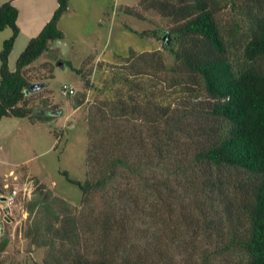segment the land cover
I'll return each mask as SVG.
<instances>
[{
	"label": "trees",
	"instance_id": "16d2710c",
	"mask_svg": "<svg viewBox=\"0 0 264 264\" xmlns=\"http://www.w3.org/2000/svg\"><path fill=\"white\" fill-rule=\"evenodd\" d=\"M236 1L140 0L144 9L173 19L174 24L163 31L167 33L163 50L172 62L164 55L153 58V53H141L136 63L131 64L132 70L128 64L133 60L128 57L121 67L112 70L111 77L104 74L92 81L87 79L85 89L80 91L82 96L76 101L82 102L86 90L102 99L98 107L92 103L88 108L87 134L92 145L86 155L90 165L101 162L102 169L94 181L83 182L72 180L66 171L62 172L69 182L80 188L84 202L89 195L107 191L119 172L129 171L139 176L140 172L165 163L162 168L173 172L174 183L180 187V199L188 201L195 209L194 221L188 222L203 226L202 232L215 238L211 247L201 254L199 264H211L221 256L225 264H264V13L256 11L246 21L245 14L253 9L247 1ZM56 2L50 19L20 52L14 70L9 69L8 57L19 33L18 9L9 1L0 5V31L11 30L0 50V119L4 116L47 119L42 111L32 113L33 109L26 106V96L35 89L24 69L37 60L51 42L63 38L57 22L67 10L69 0ZM253 2L263 9L260 0ZM227 5L239 6L241 10L236 11L233 18L236 31L246 34L240 59L232 57L231 47L216 17V12ZM168 39L172 42L167 43ZM145 74L149 79L144 78ZM157 74L168 86L169 83L171 86L179 84L178 89L194 94L188 115L204 118L196 135L186 142L178 140L174 146L169 141L162 142L156 134L152 137L158 116L165 120L172 117L173 124L178 122L175 110L153 101L156 88H160L152 81ZM141 76L142 83L136 78ZM143 79H147L144 85ZM119 84L114 98L110 91ZM124 87H128L123 92L125 95L121 92ZM137 95L146 98V104L140 103ZM132 115L137 117V123H133L130 131L124 120ZM144 128L151 134H146ZM177 146L184 151L173 154ZM185 151L190 154L189 159ZM140 183L146 185L143 179ZM25 209L34 215L32 240L53 249L58 239L63 246L59 259L51 263L46 254L47 264H146L142 257H125L129 254L122 261L115 259L114 255L122 249L120 243L109 253L111 247L105 244V235L114 231L117 224L116 216L111 217L114 213L111 207L105 212L99 211L105 214H99L98 219L93 218L94 225L97 227L98 221L102 229L104 248L98 252L95 248H82L83 221L72 213L66 201L53 196L45 185L37 182ZM197 228H193V232ZM202 232L196 231L194 236H202ZM6 244L7 239L1 235L0 247ZM231 254L239 256L235 262L229 261Z\"/></svg>",
	"mask_w": 264,
	"mask_h": 264
},
{
	"label": "rangeland",
	"instance_id": "374dc122",
	"mask_svg": "<svg viewBox=\"0 0 264 264\" xmlns=\"http://www.w3.org/2000/svg\"><path fill=\"white\" fill-rule=\"evenodd\" d=\"M243 1L253 9L245 14L246 21L256 11L264 13V0H260L263 9L255 6L254 0L236 2ZM236 11H241L239 6L230 8L227 5L216 12V17L231 47L232 57L240 59L246 34L237 32L233 26ZM173 24V19L144 9L140 0H69L67 10L57 22L63 38L51 42L48 49L24 69L25 76L37 86L34 93L26 96V106L33 109L32 113L42 111L47 119L14 116L0 119V196L17 190L13 203L0 200V221L4 222L0 239L1 235L7 239L6 246L0 247V264H47L46 254L49 263L60 257L63 246L58 239L53 249L31 239L34 215L26 211L25 203L33 197L37 182L45 185L53 196L66 201L72 213L83 221L82 248H95L97 252L104 248L102 229L98 221L97 227L94 225L93 218L98 219L99 214H105L99 211L105 212L111 207L114 212L111 217L116 216L117 224L114 231L105 235V244L111 247L108 248L110 253L120 243L122 249L114 255L115 259L122 261L129 254L125 257H142L146 264H199L201 254L211 247L215 238L202 232L203 226L197 222L194 223L198 228L190 225L188 221H194L195 209L191 203L180 199V187L174 183L173 172H165L162 168L165 163H158L157 167L140 172L139 176L129 171L119 172L107 191L89 195L84 202L80 188L62 174L66 171L72 180L94 181L102 169L101 162L90 165L86 158L87 149L92 145L87 134L88 108L92 103L98 107L102 99L86 90L82 102L77 103V97L82 96L80 91L86 87L85 81L104 74L111 77L112 70L121 67L128 57L133 60L128 61L132 70L131 64L136 63L141 53H153V58L164 55L172 62L163 50L167 36L164 40L162 36ZM10 31L6 28L0 32V50L3 40L11 35ZM25 37L19 35L8 57L10 70L16 67V59L26 44ZM171 42L168 39L167 43ZM76 69L81 72L77 73ZM156 76L152 81L160 88H156L153 101L175 110L178 122L173 124L172 117L165 120L158 116L152 137L156 134L171 146L178 140L186 142L198 133L204 122V118L188 115L194 94L181 91L179 84L171 86L169 83L168 86L161 82L159 74ZM136 78L142 83V76ZM143 80L144 85L147 79ZM63 84L72 85L74 94L63 93ZM120 86L110 91L112 97ZM126 89L128 87L121 88L122 94ZM200 96L203 98V94ZM137 99L146 104V98L137 95ZM132 116L124 120L130 131L133 123H137V117ZM97 137L101 139L99 134ZM181 151L184 150L177 146L172 153ZM184 154L190 158L187 151ZM142 179L146 185L140 183ZM196 215L200 216L198 212ZM193 228L198 229L195 232H202V236L195 237ZM238 257L231 254L228 259L235 262ZM220 258L211 264H225Z\"/></svg>",
	"mask_w": 264,
	"mask_h": 264
},
{
	"label": "crops",
	"instance_id": "0c3cea01",
	"mask_svg": "<svg viewBox=\"0 0 264 264\" xmlns=\"http://www.w3.org/2000/svg\"><path fill=\"white\" fill-rule=\"evenodd\" d=\"M7 1L11 2L18 9L16 22L19 28V33L14 44L18 40L20 34L26 36L24 41H26L27 44L29 39L34 37L50 19L52 12L57 5L56 0H0V5ZM4 30L2 31L4 32Z\"/></svg>",
	"mask_w": 264,
	"mask_h": 264
},
{
	"label": "built area",
	"instance_id": "2783aa9c",
	"mask_svg": "<svg viewBox=\"0 0 264 264\" xmlns=\"http://www.w3.org/2000/svg\"><path fill=\"white\" fill-rule=\"evenodd\" d=\"M62 92L65 93V94H74L75 90L74 88L72 87V85H68V84H63L62 86ZM17 194V190L16 189H12L10 191V193H8L5 197H6V203L7 204H11L13 203L14 201V198Z\"/></svg>",
	"mask_w": 264,
	"mask_h": 264
},
{
	"label": "water",
	"instance_id": "95a60500",
	"mask_svg": "<svg viewBox=\"0 0 264 264\" xmlns=\"http://www.w3.org/2000/svg\"><path fill=\"white\" fill-rule=\"evenodd\" d=\"M167 36V33H165L163 36H162V39L164 40ZM37 86L35 84H33L32 88L35 89ZM6 197L5 196H0V200L1 201H5ZM8 206L6 207V210H8ZM3 224L4 222L3 221H0V232H2V227H3Z\"/></svg>",
	"mask_w": 264,
	"mask_h": 264
}]
</instances>
